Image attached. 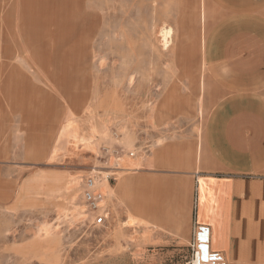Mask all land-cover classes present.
<instances>
[{
  "label": "crops",
  "instance_id": "1",
  "mask_svg": "<svg viewBox=\"0 0 264 264\" xmlns=\"http://www.w3.org/2000/svg\"><path fill=\"white\" fill-rule=\"evenodd\" d=\"M137 1L110 0V5L125 4L126 9L106 13L103 0H92L93 12L87 13L81 7L86 0H0V5H25L22 12L1 13L0 19L42 18L52 23L56 18L91 19L94 30L84 49L90 60V43L98 32L96 20H135ZM140 1L151 6L149 20L164 22L163 27L173 28L174 34L176 22L182 20L183 3L190 10V20L197 22L199 0ZM207 1L216 16L204 38L203 62L218 99L206 120L203 155L199 158L179 145L163 143L153 120L142 130L131 124L135 153L112 162L122 176L114 187L101 188L102 210L90 211L84 187L82 191L66 189L30 211L35 216L32 224L46 231L53 223L66 229L93 226L95 240L104 242L106 260H155L157 256L148 251L170 259L187 251L196 230L217 260L264 264V0ZM55 26L51 33L31 34L32 42L45 41L33 51V63L53 81L54 65L45 54L55 53L61 59L70 50L66 29ZM116 36L127 41L130 29H118ZM1 44L0 126L20 114V123L36 131L45 126L47 110L42 102L51 95L19 71L7 37H2ZM36 51L44 56L38 57ZM67 94L61 98L71 99ZM109 127V118L103 114L87 130L95 149ZM204 230L209 231L207 236H202Z\"/></svg>",
  "mask_w": 264,
  "mask_h": 264
},
{
  "label": "rangeland",
  "instance_id": "2",
  "mask_svg": "<svg viewBox=\"0 0 264 264\" xmlns=\"http://www.w3.org/2000/svg\"><path fill=\"white\" fill-rule=\"evenodd\" d=\"M109 1L103 0L104 12L112 13L117 7L125 11V4L110 5ZM81 7L92 13L94 5L86 0ZM133 7L135 20H96L98 32L90 43L88 80L79 85L80 90L75 80L62 83L56 79L62 58L55 53L49 60L56 81L49 80L45 70L33 63L36 46L28 21L0 19V44L2 37H7L19 71L51 95L42 102L47 114L45 126L39 130L29 131L16 113L13 121L0 126V264L187 263L189 249L170 259L162 258L158 251H148L157 256L155 260H106L104 242L95 240L93 226L66 229L53 223L46 231L31 223L35 216L30 211L55 200L53 195L62 190L82 191L91 178L99 189L114 187L122 174L112 162L135 153L132 144L136 140L129 135L131 124L142 130L153 120L163 143L179 145L199 158L203 155L206 120L218 99L204 66L203 44L216 11L207 0H199L194 23L183 3L182 20L176 22L173 41L165 48L161 42L164 22L149 20L151 6H143L140 0ZM24 8L23 4H1L0 14L10 10L19 13ZM51 15L57 17H48ZM57 19L56 23L47 20L37 29L56 31L55 24L62 21ZM90 27L94 30L92 21ZM121 28L130 29L127 41L116 36ZM67 92L71 99H63ZM103 114L110 127L95 149L87 130ZM121 127L126 132L119 131Z\"/></svg>",
  "mask_w": 264,
  "mask_h": 264
},
{
  "label": "bare ground",
  "instance_id": "3",
  "mask_svg": "<svg viewBox=\"0 0 264 264\" xmlns=\"http://www.w3.org/2000/svg\"><path fill=\"white\" fill-rule=\"evenodd\" d=\"M71 12H72V5H69ZM52 20V19H51ZM91 19H74L72 17L65 18L58 24V27L61 26L66 29L65 32V38H68L70 43V50L65 54V56L62 57V66L61 72L58 74V81H61L62 83H70L71 81L74 82V80L79 85L84 86V84L87 82L88 77V60L89 56L88 53L84 51L86 45L88 44L89 40V34L93 33V30H91ZM47 20H44L42 18H36L34 21H28L30 26V31H32V34H45L47 30H39L38 28H42L45 24H42L43 22L46 23ZM49 22V21H48ZM81 34L80 36L78 34ZM174 31L171 27H165L161 31V37H162V44L166 48L169 47V44H171L173 40ZM33 36V35H32ZM45 43L42 42L40 39H38V42L35 43V46H40ZM65 43V42H64ZM67 44V43H66ZM2 45V44H1ZM64 46V45H63ZM69 48V46H67ZM65 48V47H64ZM67 49V48H66ZM64 49V50H66ZM63 50V51H64ZM35 54L38 57L44 56V54L36 51ZM3 55V54H0ZM48 55V58H50V54H45V56ZM38 59V58H37ZM37 65V64H36ZM69 85V84H68ZM80 87V86H79ZM78 87V88H79ZM81 87L78 89L80 90Z\"/></svg>",
  "mask_w": 264,
  "mask_h": 264
},
{
  "label": "built area",
  "instance_id": "4",
  "mask_svg": "<svg viewBox=\"0 0 264 264\" xmlns=\"http://www.w3.org/2000/svg\"><path fill=\"white\" fill-rule=\"evenodd\" d=\"M84 199L92 212L96 213L102 210L105 196L93 178L88 179L85 183ZM201 233L202 236H207L209 231L204 230ZM188 249L189 255L186 264H227L224 260H217L214 257V254L207 248L206 239L199 238L196 230L193 232V239Z\"/></svg>",
  "mask_w": 264,
  "mask_h": 264
}]
</instances>
